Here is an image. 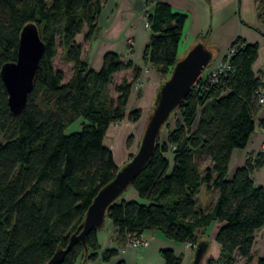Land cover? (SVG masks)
<instances>
[{
    "label": "trees",
    "instance_id": "16d2710c",
    "mask_svg": "<svg viewBox=\"0 0 264 264\" xmlns=\"http://www.w3.org/2000/svg\"><path fill=\"white\" fill-rule=\"evenodd\" d=\"M106 1L0 0V264H46L67 246L95 196L119 169L104 144L110 126L141 117L140 109L128 112V104L143 69L108 52L97 71L77 41L85 30L86 41L97 33ZM147 6L152 37L143 60L165 81L181 58L187 16L162 0H147ZM259 16L264 22V5ZM29 23L38 27L44 52L27 103L15 114L1 68L17 60L20 33ZM59 48L73 65L66 82L54 65ZM231 50L226 74L213 81L204 73L172 113L173 122L164 126L166 139L157 140L153 156L128 188L138 198L119 199L108 208L117 246L101 251L94 230L86 239L88 251L78 243L60 264L110 263L129 236L149 231L208 252L210 241L203 237L216 222L222 224L215 236L220 254L205 262L206 253L201 264H264L253 251L264 228V186L253 177L264 166V151L248 156L229 175L231 156L247 147L262 108L256 91L264 83L253 70L259 46L237 38ZM127 70L131 77L114 84L115 75ZM79 118L86 121L82 130L67 134ZM259 125L264 129V120ZM203 186L218 193L209 207L197 203ZM160 255L163 264L183 262L173 249Z\"/></svg>",
    "mask_w": 264,
    "mask_h": 264
},
{
    "label": "crops",
    "instance_id": "0c3cea01",
    "mask_svg": "<svg viewBox=\"0 0 264 264\" xmlns=\"http://www.w3.org/2000/svg\"><path fill=\"white\" fill-rule=\"evenodd\" d=\"M168 3L174 12L187 16L179 56L185 55L197 43L204 44L213 54L216 62L229 53L232 43L242 38L248 43L259 46L258 58L253 65L254 72L261 76L264 83V22L259 11L264 0H162ZM147 0H107L99 17L97 33L88 41L85 40L86 30L78 35L77 41L83 45V58L93 69L99 71L103 66L104 56L108 52H115L124 60H131L143 69L139 82L143 85L138 93H131L128 112L141 110V117L137 122L128 119L115 126L112 124L107 132L116 141L125 140L127 133L137 130V142L142 137L149 116L155 105L159 87L164 82L162 76L150 64H145L143 56L151 40L152 31L147 24ZM55 61V60H54ZM127 77L132 70L123 71ZM118 74V73H117ZM257 128L244 150L234 151L230 164L229 175L232 176L238 167L244 165L250 155H256L264 149V129L259 122L264 120V106L257 115ZM105 138V139H106ZM118 165V161L115 158ZM257 185L264 186V166L253 175ZM123 200H135L138 193L128 189L123 194ZM218 193L206 190L203 186L197 195L198 206L209 207L215 203ZM221 223L216 222L209 231V235L216 236ZM110 221L98 231V241L101 250L111 248L114 244L113 229ZM111 228V229H109ZM110 231V232H109ZM253 251H259L264 257V228L256 235ZM146 246L121 249L119 256L111 263L124 260L127 264H163L160 255L162 249H173L177 255H182L187 249L168 239L159 231H149L143 234ZM114 241V242H113ZM208 257L217 258L220 254L219 244L213 240L207 252ZM183 257V256H182ZM191 263V262H190ZM184 264V262H183ZM187 264V262H185Z\"/></svg>",
    "mask_w": 264,
    "mask_h": 264
},
{
    "label": "water",
    "instance_id": "95a60500",
    "mask_svg": "<svg viewBox=\"0 0 264 264\" xmlns=\"http://www.w3.org/2000/svg\"><path fill=\"white\" fill-rule=\"evenodd\" d=\"M43 52L44 42L38 27L34 23L27 24L20 33L17 60L5 63L1 68V77L8 92V104L15 114L23 110L33 90ZM212 62V52L202 43L194 45L178 60L169 78L158 89L139 149L123 167L118 169L113 180L95 196L87 210L81 230L73 234L67 246L57 250L46 264L62 263L78 243L85 246V251H88L87 236L92 231H100L105 227L108 208L117 200H123V194L153 156L157 140L161 137L170 116ZM206 250L202 245L196 246L191 264H201ZM82 264H86V259Z\"/></svg>",
    "mask_w": 264,
    "mask_h": 264
},
{
    "label": "rangeland",
    "instance_id": "374dc122",
    "mask_svg": "<svg viewBox=\"0 0 264 264\" xmlns=\"http://www.w3.org/2000/svg\"><path fill=\"white\" fill-rule=\"evenodd\" d=\"M54 65H55L57 70H60L64 73V75H65L64 82L68 81L72 75L73 65L64 59L61 48H59L58 55L54 61ZM124 77H127V75H125L124 72H120V73L116 74L115 79H114V84L119 83ZM130 77H128V78H130ZM162 78L164 79V77H162ZM140 90H141V87H139L138 89L134 88L133 93L139 94ZM173 120H174V114L170 116L168 123L171 124V122H173ZM84 122H86V121L83 118L77 119L72 125L67 127L65 132L67 134H70V133H74L77 131H81L82 130V123H84ZM114 125L116 127L119 126L117 124H114ZM137 137H139V135L137 134V130H133L132 132L127 133L125 140L116 141L114 137H110L109 135L105 139L104 144L113 151L114 156H115L116 160L118 161V168L123 167L139 149V145L141 143L143 135L140 138V140H138V142H137ZM162 139H166V128L165 127L163 128V131L161 133V140ZM206 190H207V187H206ZM111 228H109V229H111ZM256 237L261 238V234L256 235ZM110 238L111 239L114 238L113 236H111V232H110ZM203 238L209 239L210 244L213 242V240H215V236L213 234L212 235L208 234L206 237H203ZM111 245H112V247L117 246L116 242L114 244H111ZM185 246L187 247V249L185 250V252H183V254L181 256H183L182 258H183L184 264H185V262H187V264H191L190 262L193 259L195 247H192L189 244H186ZM123 249H127V247H125ZM101 251H103V250H101ZM254 252L256 253V256L262 257V255L259 253V251H254ZM208 258H209L208 254H206L205 262ZM183 262H182V264H183ZM78 264H82V260H80V262ZM87 264H109V263H103L100 260H97L94 262L88 261ZM204 264H206V263H204ZM238 264H245V263L240 262Z\"/></svg>",
    "mask_w": 264,
    "mask_h": 264
},
{
    "label": "built area",
    "instance_id": "2783aa9c",
    "mask_svg": "<svg viewBox=\"0 0 264 264\" xmlns=\"http://www.w3.org/2000/svg\"><path fill=\"white\" fill-rule=\"evenodd\" d=\"M148 26V23L146 24ZM232 53V50L230 49L229 53L226 54L225 57L222 59L212 62L206 69L205 73L207 74L208 78L212 79L213 81L220 75H225L226 72L230 69V65L228 62V59ZM143 83L142 82H137L133 89L136 88L138 89L139 87H142ZM257 97L259 104L263 107L264 106V86H261L258 88L256 91ZM173 149V148H172ZM264 151V149L262 150ZM148 243L143 237V235L140 236H129L127 241H126V247L127 248H132V247H141V246H146Z\"/></svg>",
    "mask_w": 264,
    "mask_h": 264
}]
</instances>
